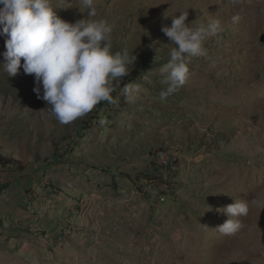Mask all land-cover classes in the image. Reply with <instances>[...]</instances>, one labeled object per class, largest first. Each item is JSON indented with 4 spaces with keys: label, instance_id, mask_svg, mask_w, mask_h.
Wrapping results in <instances>:
<instances>
[{
    "label": "rangeland",
    "instance_id": "374dc122",
    "mask_svg": "<svg viewBox=\"0 0 264 264\" xmlns=\"http://www.w3.org/2000/svg\"><path fill=\"white\" fill-rule=\"evenodd\" d=\"M51 4L68 22L104 19L112 52L137 60L112 82L115 103L69 124L37 98L34 74L0 69V155L20 164L0 167V264H264V0H94L95 17L80 0ZM183 12L225 30L162 100L175 45L161 28ZM157 144L170 174L151 187L133 171ZM236 199L250 203L245 227L214 231Z\"/></svg>",
    "mask_w": 264,
    "mask_h": 264
},
{
    "label": "clouds",
    "instance_id": "9594fccd",
    "mask_svg": "<svg viewBox=\"0 0 264 264\" xmlns=\"http://www.w3.org/2000/svg\"><path fill=\"white\" fill-rule=\"evenodd\" d=\"M80 3L90 9L89 17L97 15L94 0ZM0 6V34L7 37L0 69L8 76H16L21 68L25 74H34L33 91L47 102L59 123L69 124L97 104L113 101L112 82L127 76L137 57L112 52L110 24L104 19L65 21L55 14L51 0H0ZM187 19L188 12L180 13L172 17L170 27L161 28L175 45L160 69L166 74L163 82L167 85L160 93L162 100L186 83L189 57L205 54L203 41L225 30L219 20L194 28L192 23L186 24ZM239 19L233 16L232 22ZM138 90L139 86L130 84L124 88L126 94ZM233 201L221 210L228 219L214 231L231 236L245 227L239 217L248 215L250 203Z\"/></svg>",
    "mask_w": 264,
    "mask_h": 264
},
{
    "label": "trees",
    "instance_id": "16d2710c",
    "mask_svg": "<svg viewBox=\"0 0 264 264\" xmlns=\"http://www.w3.org/2000/svg\"><path fill=\"white\" fill-rule=\"evenodd\" d=\"M140 44V42L137 44V46ZM124 46V45H123ZM115 84L113 83V88H115ZM117 91H113L111 94L113 97V101L111 103L107 102L108 104H113L116 102V97L114 94H116ZM98 106H103V103L97 104ZM107 107H110L108 105ZM165 145L157 144L156 147L152 146L149 149L150 156L148 157L147 163L144 166H140L139 168L135 169L133 172H136V176H139L140 181H145L149 186L153 187L156 182H165L168 179V173L169 171V165H164L160 162L159 154L160 152H166L164 149ZM19 162L8 159L7 157H3L0 155V167L1 168H10V167H19ZM19 171H23V168L20 167ZM170 174V173H169ZM134 180L137 182V179L134 178ZM155 187V186H154Z\"/></svg>",
    "mask_w": 264,
    "mask_h": 264
},
{
    "label": "built area",
    "instance_id": "2783aa9c",
    "mask_svg": "<svg viewBox=\"0 0 264 264\" xmlns=\"http://www.w3.org/2000/svg\"><path fill=\"white\" fill-rule=\"evenodd\" d=\"M165 155H166L165 152H160L159 158H160V162L167 166L169 163L167 162ZM162 200L165 201L166 200L165 197Z\"/></svg>",
    "mask_w": 264,
    "mask_h": 264
},
{
    "label": "water",
    "instance_id": "95a60500",
    "mask_svg": "<svg viewBox=\"0 0 264 264\" xmlns=\"http://www.w3.org/2000/svg\"><path fill=\"white\" fill-rule=\"evenodd\" d=\"M261 41L264 43V34L261 36Z\"/></svg>",
    "mask_w": 264,
    "mask_h": 264
}]
</instances>
